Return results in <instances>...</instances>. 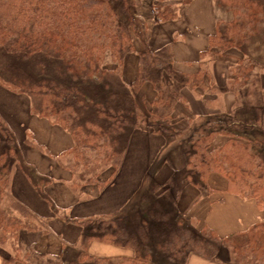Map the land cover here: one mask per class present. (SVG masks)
Masks as SVG:
<instances>
[{"label":"trees","instance_id":"16d2710c","mask_svg":"<svg viewBox=\"0 0 264 264\" xmlns=\"http://www.w3.org/2000/svg\"><path fill=\"white\" fill-rule=\"evenodd\" d=\"M217 1L230 18L217 20L198 60L180 62L167 47L135 49L134 0H0V84L29 96L35 113L72 134L69 163L76 184L109 185L135 130L161 136L163 146L180 134H197L187 137L184 164L166 180L158 182L150 172L156 158L117 212L74 220L82 226L83 251L99 239L135 252L120 263L92 258L87 264H186L191 254L264 264V220L219 236L178 208L183 190L193 185L207 194L253 199L264 210V72H253L254 88H246L259 65L252 52L264 58V0ZM174 15L164 8L157 18ZM132 54L136 75L127 82L123 69ZM206 56L224 63L223 84L204 67ZM214 84L234 95L231 111L193 114L189 98L204 97ZM0 140L6 144L1 150H9L10 132Z\"/></svg>","mask_w":264,"mask_h":264},{"label":"crops","instance_id":"0c3cea01","mask_svg":"<svg viewBox=\"0 0 264 264\" xmlns=\"http://www.w3.org/2000/svg\"><path fill=\"white\" fill-rule=\"evenodd\" d=\"M159 22L161 27L183 22L182 31L172 30L179 42L171 46L170 53L176 61H194L207 47L217 16L212 0H191L175 18ZM189 25L196 28L190 35ZM199 25L204 28L201 32L197 29ZM167 35L163 28L154 29L149 47H165L166 42L161 44ZM197 40L195 58L188 50ZM221 70L225 73L226 68H217L213 63L211 71L216 83H219L218 76L224 80ZM135 75L136 59L132 54L126 58L123 77L130 82ZM202 96L189 98L192 113L216 112L209 108L212 95ZM221 99L226 110L234 101L230 92L224 93ZM33 102L26 94L0 84V134L5 136V132H10L9 150H1L5 142L0 140V264H87L92 258L120 263L134 257L133 249L99 239L90 240L83 251L82 226L74 220L112 214L122 208L136 193L146 169L163 146L162 137L146 129L135 130L123 163L109 185L99 189L96 184H76L69 163V150L74 145L72 134L35 113ZM211 182L221 188L225 186L222 178H213ZM235 204H240L241 209L228 224L223 213ZM178 208L198 228L207 226L219 236L246 230L264 220V210L253 199L224 192L207 194L193 185L183 190ZM82 252L86 254L83 258ZM214 263L195 254L186 261V264Z\"/></svg>","mask_w":264,"mask_h":264},{"label":"rangeland","instance_id":"374dc122","mask_svg":"<svg viewBox=\"0 0 264 264\" xmlns=\"http://www.w3.org/2000/svg\"><path fill=\"white\" fill-rule=\"evenodd\" d=\"M190 1L191 0H134L133 6L135 9V13L137 15V18L139 20L138 21V27H137L139 30V35L134 36V45H135L136 49H139V48L144 49L145 44H147L149 46L150 37H151L152 32H154V29H155V31H158L161 28H163L165 31L168 32V35L166 36V38H162V44L161 45H163L166 42V45H163V46H165L169 50H171V46L173 44L176 45L179 42V39H176V38L174 39L175 36L172 35V30L177 29V30L182 31L183 30L182 29L183 22H181L177 25L172 24L171 26L161 27L160 24H162V23L159 22L161 20H158V18H157L158 13L161 10L163 11L165 8V9H169V10L174 11V13H175L174 16L176 17L177 14H179V12L181 13V10L183 8H185L190 3ZM212 2L214 4V8L216 11L217 20H226V19L230 18V10L229 9H226L224 6H221L217 0H212ZM185 23H186V21H184V24ZM192 27L193 26L190 27V25H189L188 35L195 33L194 30H196V28H192ZM197 29L199 30V32L204 30V28L201 27L200 25ZM199 32H197V33L199 34ZM198 42L199 41L197 40L196 43L189 45L190 50H188V53L190 55H193V53H194L195 58L197 57L196 56V54H197L196 47L198 46ZM157 47H159V46H157ZM232 52H234V50ZM234 53H237L238 56L241 55V53L239 51H236V50ZM252 55H253L252 57L257 60V61L255 60L256 64L259 63V65L262 68H260V66L257 65L258 67L257 66L254 67V69H252V71L250 72V77H249V80L247 82L248 84H247L246 88L250 89L251 91L254 88V86L252 84L254 82V77H253L254 73L253 72H255L257 70H261L264 72V58H262V56H258V54L256 52H252ZM245 59H246V57H245ZM213 62H214V58L206 56L204 67L206 69H208L210 72H211V69L213 67ZM215 64H216L217 68H218V66L220 68H221V66H222V68L225 67L224 63L216 61V59H215ZM222 72L224 73V70H221L220 73H222ZM214 80H215V78H214ZM218 80H219L218 81L219 83L223 84L224 81L222 79H220L219 76H218ZM215 82H216V80H215ZM227 91L223 92V89L220 90L214 84L212 87L209 88L208 91L205 92V95H207V94L212 95L210 97H212L214 99V101L212 99L211 101L208 100V102H210V104H211V107H209V108L217 110L216 112H214V111L211 112L212 114L214 113L215 116H220V115H222L221 113L228 114L232 109L233 104L231 107L228 108V110H226V108L223 105L222 99H221V98H223L224 93H226ZM233 98H235L234 95H233ZM200 121L201 120L199 119V122ZM217 124H223V123L218 122ZM189 135L192 138H195L197 136V134H189ZM189 135H187V137ZM185 136H186V134H180L174 140L169 141L168 143L166 142L168 145L165 144L164 146H162L161 149H159L158 152L156 153V155L154 156L151 163H153L156 158L157 159H156L154 165L152 166L150 172L156 173V174L153 173L155 175L156 180L160 178L159 180H160V182H162L164 180V178L172 172L173 168L179 169L183 166L184 160H185L184 151L188 150L189 146H190V143H189L190 139L188 138L189 139L188 140L187 137H185ZM219 142H222V139H217V143H219ZM161 157L167 158L168 162H165L164 164H162V161L160 162ZM160 164H162V165L160 166ZM166 170H168V172H166ZM223 257L224 256H221V261L216 262V264H229V262L224 261Z\"/></svg>","mask_w":264,"mask_h":264},{"label":"bare ground","instance_id":"6f19581e","mask_svg":"<svg viewBox=\"0 0 264 264\" xmlns=\"http://www.w3.org/2000/svg\"><path fill=\"white\" fill-rule=\"evenodd\" d=\"M240 209H241V205L235 204V206L232 209L225 210V212L223 213L226 218L225 221L228 224L231 223L234 220V218L237 216V214H239Z\"/></svg>","mask_w":264,"mask_h":264}]
</instances>
